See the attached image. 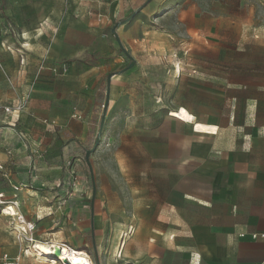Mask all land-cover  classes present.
<instances>
[{"label":"rangeland","instance_id":"obj_1","mask_svg":"<svg viewBox=\"0 0 264 264\" xmlns=\"http://www.w3.org/2000/svg\"><path fill=\"white\" fill-rule=\"evenodd\" d=\"M49 1L62 15V22L70 21L67 29L74 27L72 22L90 23L89 28L103 30L104 41L118 53L115 57L97 59L103 61V65L96 63L97 74L89 78L88 86L80 85L79 94L75 93L74 85H63L65 90L74 92L73 98L65 104L86 118L89 128L86 138L75 140L68 131L67 120H41L29 125L21 120L23 124H16V133L10 137L23 146L20 152H11L10 157L18 162V171L24 172L36 159L37 170L49 176L65 175L66 161L80 159L77 190L66 195L69 199L73 194L66 205L72 214L71 221L88 224V227L93 222L95 234H88L82 240L84 233L78 236L80 232L70 230L62 234L60 240L87 251L94 264H128L126 251L118 262V258L110 257L115 233L121 230L124 235L125 231L126 239L130 236L129 226L137 227L145 218L152 220V213L141 215L144 209L178 207L184 210L186 222L187 218H195V201L188 196L195 197V192L207 191L209 166L204 150L213 142V137L195 133V117L203 124L223 126L227 119L221 113L228 111L199 80L200 70H214L215 66L226 65L238 56L235 49L247 47L241 38L244 33L250 34L251 41H264V0ZM14 4L16 2L11 0H0V50L5 49L2 43L7 30L14 35L12 41L23 42L17 45L25 50L30 49L21 38L26 33L29 35L27 42L41 35L52 47L58 38L69 35L71 40L64 43L66 50L72 49L75 41L91 42L83 33L85 27L81 32L63 30V35L59 30L54 35L49 31L47 36L44 30L47 25H43L44 21H34L35 10L30 3L24 12ZM128 19L130 22L117 29L125 53L117 44L112 29ZM213 48L221 52L211 51ZM250 48L255 55V46ZM67 62L73 63L72 60ZM0 63L9 65L10 60L0 57ZM106 88H110V102L100 145L90 159L96 189L93 200V180L85 160V149H93L99 136L107 100ZM15 104L12 102L8 106L11 119L14 115L21 117L14 112ZM3 111L5 108H0V113ZM51 122L62 128L51 130ZM71 141H77L79 151L70 152L67 146ZM51 162L55 169L48 168L53 166ZM19 175L23 179L28 174ZM230 184L228 181L227 185ZM64 186H69L68 182L58 189ZM10 212L6 210L4 216L9 217ZM97 225L102 226L100 231L96 230ZM175 230L174 226L167 227V237L171 238L170 233L175 235ZM186 242V238L178 239L177 244ZM4 253L15 257L23 251L8 231L6 221L0 219V263ZM29 254L33 252L23 253L22 264L58 262H43Z\"/></svg>","mask_w":264,"mask_h":264},{"label":"crops","instance_id":"obj_2","mask_svg":"<svg viewBox=\"0 0 264 264\" xmlns=\"http://www.w3.org/2000/svg\"><path fill=\"white\" fill-rule=\"evenodd\" d=\"M11 1L16 2L14 5L23 9V12L30 3L35 10L34 21H44L43 25H47L44 29L46 34L52 31L54 35L57 30L62 35L65 32L63 30L81 32L85 27L83 33L91 41L85 44L84 40L75 41L72 49L66 50L64 43L71 40L69 35L58 38L52 47L50 42L47 44L46 37L41 39L39 35L27 42L24 34L22 41L26 48H30L25 50L17 45L21 46L23 42L17 39L16 43L12 41L14 35L7 30L2 43L6 51L0 50V57L10 60L9 65L0 63V108H7L15 102V113L21 116L19 118L14 115L11 119L9 113H0V166L3 167L0 170V193L7 200H16L20 205L19 211L36 224V242L38 239L43 242L56 239L62 245L85 251L60 240V236L70 230L80 232L78 236L84 233L82 240L88 234H95L93 222L88 227V224L71 221L72 214L66 205L73 194H70L69 199H66V195L77 190V162L80 159L66 161L65 175L49 176L38 171L36 159L27 171H18L19 164L10 155L14 151L20 152L23 143L14 142L11 135L16 133V124H23L21 120H25L28 125L37 124L41 120H67L68 131L75 140L86 138L89 132L86 118L65 104L73 98L74 92L65 90L63 85H74L75 93L79 94L80 85L88 86L89 78L97 74V64L103 65V61L98 62L97 59L115 57L118 52L108 47L102 35L103 30L98 27L89 28L90 23L72 22L74 27L67 29L70 21L62 22V15L57 13L49 0H43V3L41 0ZM62 38L64 40L60 41ZM241 38L247 47L236 48L239 54L228 64L215 66L214 70H200L199 80L219 98L228 111L221 113L227 119V124L223 126L203 124L197 122L195 117V133L213 137L212 144L204 150L209 166L207 191L195 192V197L188 196L195 201V218H187L186 222L184 210L178 207L144 209L141 215L152 213V220L145 218L137 227L129 226L128 231L133 228L135 232L127 235L126 239V232H123L118 254L112 258H118L117 262L126 251L128 264L264 263V240L251 238L253 234L264 233V41H251L249 33H244ZM250 46H255V55H252ZM211 51L219 53L221 49L213 48ZM69 60L73 63H66ZM57 62H61V65L57 66ZM63 64L69 66L67 74L60 71ZM55 69L57 72H54ZM5 92L7 96L3 97ZM18 104L21 106L18 107ZM51 123V130L62 128L55 122ZM67 148H70V152L80 149L77 141H71ZM69 162L74 165L76 178L67 167ZM38 164L41 165L40 162ZM48 168L55 169V166ZM22 172L28 174L27 178H20ZM47 172L49 174L51 171ZM228 181H231L230 185H227ZM66 182L69 186L58 189ZM17 186H22L21 191H15L14 187ZM64 190L69 191L64 194ZM0 219L6 221L8 231L24 253L25 248L17 242L9 219L2 215ZM172 226L176 227V234L170 233L171 238H168L167 227ZM101 228V225H97L96 230L100 231ZM183 238L187 242L178 245V239ZM23 253L15 256H21L20 264L23 263Z\"/></svg>","mask_w":264,"mask_h":264},{"label":"built area","instance_id":"obj_3","mask_svg":"<svg viewBox=\"0 0 264 264\" xmlns=\"http://www.w3.org/2000/svg\"><path fill=\"white\" fill-rule=\"evenodd\" d=\"M59 71V70H58ZM62 74H67L69 72V66L67 64H63L60 69ZM54 72H57V69L54 70ZM15 109V108H13ZM16 110V109H15ZM11 109L9 107L5 108L6 113H10ZM15 112V111H14ZM68 169L71 171L74 178H76V172L74 171V165L72 162H69L67 165ZM0 170H3V167L0 166ZM16 192L21 191L22 186L14 187ZM20 205L16 200H7L5 199L4 194L0 193V216L4 215L6 210H11L12 213L9 217V224L10 227L15 232V237L17 242H19L20 245H22L25 250L24 252H30L31 247L35 246L36 238V224L34 222L29 221L20 211ZM135 232V229L130 228L129 234L133 235ZM242 238L245 237V235H241ZM253 240L263 239L264 240V233L263 234H253L251 236ZM63 246H67L71 248L70 246L63 244ZM121 252V249H120ZM119 252V255L121 256V253ZM27 255V254H24ZM32 256V254H29ZM118 255V256H119ZM2 264H20L21 263V256L12 258L9 255L5 254L3 255ZM264 264V263H263Z\"/></svg>","mask_w":264,"mask_h":264},{"label":"bare ground","instance_id":"obj_4","mask_svg":"<svg viewBox=\"0 0 264 264\" xmlns=\"http://www.w3.org/2000/svg\"><path fill=\"white\" fill-rule=\"evenodd\" d=\"M39 33L42 34V29L39 30ZM25 37L29 38L28 33L25 34ZM177 67L178 69H181L180 65ZM7 211L10 212V210ZM11 213L12 211L9 213V216ZM4 217H7V215ZM121 234V230H117L115 233L110 252L111 258L118 254V245H120L119 240L121 238ZM30 251L33 252L32 255L34 257H39L43 262H52L54 260H58V262L62 264H94L91 256L86 251H77L73 248L63 246L62 243L57 240H53L52 242L37 241L35 246L31 247ZM27 253L24 252V254Z\"/></svg>","mask_w":264,"mask_h":264},{"label":"water","instance_id":"obj_5","mask_svg":"<svg viewBox=\"0 0 264 264\" xmlns=\"http://www.w3.org/2000/svg\"><path fill=\"white\" fill-rule=\"evenodd\" d=\"M135 15V13H134ZM131 19H128V20H125V21H122L120 23H118L113 29H112V34L114 35L116 41H117V44L119 45V47L125 52V49L123 47V44L118 36V33H117V29L119 28V26L121 25H125L127 24L128 22H130ZM134 63L131 64V66L133 65ZM109 84H110V79H109ZM109 102H110V88L107 90V100L105 102V105L103 106L104 108V114H103V117H102V121H101V130H100V133H99V136L97 137L96 141H95V144H94V147L93 149L91 150H88L86 152V155H85V160L90 168V171H91V177H92V180H93V200L95 198V194H96V189H95V185H94V172H93V167H92V164H91V156L93 153H95L100 145V135H101V132L103 130V126H104V123H105V118H106V114H107V110H108V106H109Z\"/></svg>","mask_w":264,"mask_h":264},{"label":"trees","instance_id":"obj_6","mask_svg":"<svg viewBox=\"0 0 264 264\" xmlns=\"http://www.w3.org/2000/svg\"><path fill=\"white\" fill-rule=\"evenodd\" d=\"M106 83H107V81H106ZM106 87L108 88V85H107ZM107 88H106V91L108 90ZM87 151H88V149L85 150V153H86Z\"/></svg>","mask_w":264,"mask_h":264}]
</instances>
